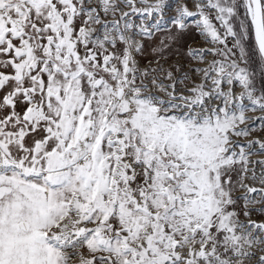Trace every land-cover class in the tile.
<instances>
[{"label":"snow or ice","instance_id":"snow-or-ice-1","mask_svg":"<svg viewBox=\"0 0 264 264\" xmlns=\"http://www.w3.org/2000/svg\"><path fill=\"white\" fill-rule=\"evenodd\" d=\"M0 264H264V0H0Z\"/></svg>","mask_w":264,"mask_h":264},{"label":"rangeland","instance_id":"rangeland-1","mask_svg":"<svg viewBox=\"0 0 264 264\" xmlns=\"http://www.w3.org/2000/svg\"><path fill=\"white\" fill-rule=\"evenodd\" d=\"M195 43H196V44L199 43V38H198V37L196 38Z\"/></svg>","mask_w":264,"mask_h":264}]
</instances>
